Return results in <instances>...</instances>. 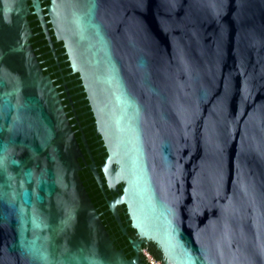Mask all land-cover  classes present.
Masks as SVG:
<instances>
[{
  "label": "water",
  "instance_id": "1",
  "mask_svg": "<svg viewBox=\"0 0 264 264\" xmlns=\"http://www.w3.org/2000/svg\"><path fill=\"white\" fill-rule=\"evenodd\" d=\"M48 1L0 0V264H149L87 191L32 14L80 75L123 234L122 204L161 264H264V0Z\"/></svg>",
  "mask_w": 264,
  "mask_h": 264
},
{
  "label": "flooded vegetation",
  "instance_id": "2",
  "mask_svg": "<svg viewBox=\"0 0 264 264\" xmlns=\"http://www.w3.org/2000/svg\"><path fill=\"white\" fill-rule=\"evenodd\" d=\"M48 4V0H42V5L44 7ZM30 21L34 33L32 44L38 60L40 61L45 73L49 74L54 80V84L57 86L60 97L65 106L69 121L82 148L84 161H81V165L83 167L81 172H84L85 175L88 173L89 175L85 179V181L89 183V189L86 185L85 186L99 214L101 215L104 225L110 232L115 245L119 249L123 250L127 257H132L134 256V252L129 238L141 240V251L144 248L152 247L160 257V251L157 249L156 245L150 241L140 239L136 234V231L130 226L131 222L129 221L127 208L124 204L117 206L118 214L121 217L123 225L127 228L129 235L126 236L123 234L115 215L109 208L107 200V197L109 199L116 197L117 192L114 189L110 190L106 184L103 185L105 190L103 191L89 167L92 163V158L97 164L96 157L105 159L107 153L105 147L103 146L102 138L96 130L94 114L91 110V106L89 105L80 75L74 72L71 68L64 42L58 40L54 35L51 24H48L49 29L48 32H46L37 15L32 14L30 16ZM83 138H85L89 146L91 155L85 149ZM102 164H104V161L99 165L97 164L100 171ZM120 188L121 186H119V189Z\"/></svg>",
  "mask_w": 264,
  "mask_h": 264
},
{
  "label": "trees",
  "instance_id": "3",
  "mask_svg": "<svg viewBox=\"0 0 264 264\" xmlns=\"http://www.w3.org/2000/svg\"><path fill=\"white\" fill-rule=\"evenodd\" d=\"M96 161H97V164L99 165L100 163H102V162L104 161V159H103V158H97V157H96ZM80 175H81L83 181H85V179L89 176L88 173H87V175H85L84 172H80ZM88 184H89V183L85 181V185H86V186L88 187V189H89V185H88ZM148 249L151 251V253H152L156 258H160L159 255L157 254V252L154 250V248L150 247V248H148ZM132 257H133V256H132ZM128 258H131V256H128Z\"/></svg>",
  "mask_w": 264,
  "mask_h": 264
},
{
  "label": "built area",
  "instance_id": "4",
  "mask_svg": "<svg viewBox=\"0 0 264 264\" xmlns=\"http://www.w3.org/2000/svg\"><path fill=\"white\" fill-rule=\"evenodd\" d=\"M142 255L146 257V260L149 264H161L162 260L161 259H156L152 253L147 248H144L142 250Z\"/></svg>",
  "mask_w": 264,
  "mask_h": 264
}]
</instances>
